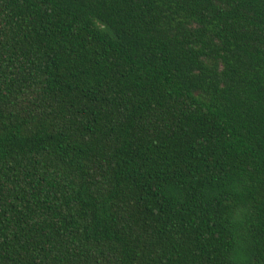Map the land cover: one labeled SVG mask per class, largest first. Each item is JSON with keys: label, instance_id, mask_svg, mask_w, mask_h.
<instances>
[{"label": "trees", "instance_id": "trees-1", "mask_svg": "<svg viewBox=\"0 0 264 264\" xmlns=\"http://www.w3.org/2000/svg\"><path fill=\"white\" fill-rule=\"evenodd\" d=\"M0 264H264V0H0Z\"/></svg>", "mask_w": 264, "mask_h": 264}]
</instances>
